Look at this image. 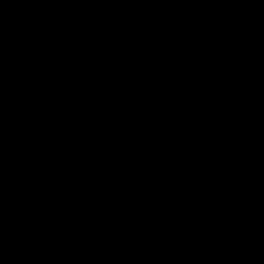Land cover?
I'll use <instances>...</instances> for the list:
<instances>
[{
	"label": "crops",
	"instance_id": "1",
	"mask_svg": "<svg viewBox=\"0 0 264 264\" xmlns=\"http://www.w3.org/2000/svg\"><path fill=\"white\" fill-rule=\"evenodd\" d=\"M26 56L82 104L91 233L129 264H264V0H0V114L57 132ZM63 179L56 139L0 131V264H96Z\"/></svg>",
	"mask_w": 264,
	"mask_h": 264
},
{
	"label": "trees",
	"instance_id": "2",
	"mask_svg": "<svg viewBox=\"0 0 264 264\" xmlns=\"http://www.w3.org/2000/svg\"><path fill=\"white\" fill-rule=\"evenodd\" d=\"M212 2L216 5H221L224 0H212ZM26 59L31 80L37 91L36 102L40 105H45L50 99L57 101L65 110L68 126L63 130L53 132L40 131L29 124L22 137L26 140L45 137L54 138L58 141L62 151V166L64 169L62 194L66 212L80 226V237L84 247L96 264H129L128 259L115 252L100 234L90 232V221L81 212L76 201L78 183L75 169L68 161V150L83 128L81 123L82 104L80 100L66 80L61 81L55 77L42 75L27 56ZM26 120L30 123L29 119ZM169 261V256H166L156 264H169Z\"/></svg>",
	"mask_w": 264,
	"mask_h": 264
},
{
	"label": "water",
	"instance_id": "3",
	"mask_svg": "<svg viewBox=\"0 0 264 264\" xmlns=\"http://www.w3.org/2000/svg\"><path fill=\"white\" fill-rule=\"evenodd\" d=\"M29 122L20 117H12L9 115L0 114V131L13 133L17 136H22L27 129Z\"/></svg>",
	"mask_w": 264,
	"mask_h": 264
},
{
	"label": "built area",
	"instance_id": "4",
	"mask_svg": "<svg viewBox=\"0 0 264 264\" xmlns=\"http://www.w3.org/2000/svg\"><path fill=\"white\" fill-rule=\"evenodd\" d=\"M22 116H27V118H28V117H30V116H29V115H27L26 113H24Z\"/></svg>",
	"mask_w": 264,
	"mask_h": 264
},
{
	"label": "rangeland",
	"instance_id": "5",
	"mask_svg": "<svg viewBox=\"0 0 264 264\" xmlns=\"http://www.w3.org/2000/svg\"><path fill=\"white\" fill-rule=\"evenodd\" d=\"M32 122V120L30 119V123Z\"/></svg>",
	"mask_w": 264,
	"mask_h": 264
}]
</instances>
